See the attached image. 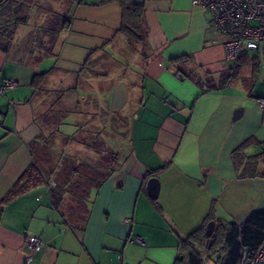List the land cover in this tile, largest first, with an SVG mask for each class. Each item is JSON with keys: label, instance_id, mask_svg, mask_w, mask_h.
<instances>
[{"label": "crops", "instance_id": "0c3cea01", "mask_svg": "<svg viewBox=\"0 0 264 264\" xmlns=\"http://www.w3.org/2000/svg\"><path fill=\"white\" fill-rule=\"evenodd\" d=\"M131 1L144 9L141 44L119 32L118 1L33 0L8 50H0V85L16 82L0 95V200L44 135L68 144L98 123L100 133L108 125L118 135L107 141L116 154L112 170L92 189L84 215L74 214L73 200L57 206L50 184L4 206L0 264H188V237L211 220V235L219 226L226 237L253 215L264 230L260 56L244 52L230 68L212 41L209 11L193 0ZM118 81L127 91L120 130L112 113L120 109L110 108ZM115 140L126 143L120 156ZM153 176L156 199L147 190ZM29 236L39 237V249ZM195 250L204 264L216 260L215 252Z\"/></svg>", "mask_w": 264, "mask_h": 264}, {"label": "trees", "instance_id": "16d2710c", "mask_svg": "<svg viewBox=\"0 0 264 264\" xmlns=\"http://www.w3.org/2000/svg\"><path fill=\"white\" fill-rule=\"evenodd\" d=\"M98 1L100 4L118 1L122 10L119 32L131 44L137 45L144 41L146 24L142 5L131 0ZM32 2L33 0H0V50L4 52L8 50L15 28L18 24L26 22L27 10ZM38 77L40 76L37 74V79ZM65 143H60L62 149L66 145ZM53 144L47 140L45 135L43 139L34 141L31 147V162L0 200V215L4 206L15 197L43 185L50 186L49 182L53 180L54 174L56 176L53 180L54 185L50 186V192L55 204L59 206L64 201L65 193L68 192L77 204V208L73 211L74 214L82 216L87 212L90 193L110 173L112 170L111 162L116 154L105 149L103 154L99 156V164L92 167L85 162H77V159L75 161L73 158L70 159L69 156L64 155L63 151L58 153L60 158L56 161L50 151L56 147ZM53 153L56 154L54 151ZM71 177L73 178L71 179ZM69 185H71L70 189L68 188ZM253 217L254 215L243 224L231 226L226 237L224 236V229L219 226L215 227L214 234L209 237L205 235L204 228L194 231L187 239V243L191 247L188 264H204L201 250H195L197 247L215 253L218 249L217 252L222 253V256L215 260L216 264H239L241 248L255 247L264 239V230H259L261 226L252 221ZM254 225H258V228H253ZM221 249L224 252L220 251ZM210 260L212 259L210 258Z\"/></svg>", "mask_w": 264, "mask_h": 264}, {"label": "built area", "instance_id": "2783aa9c", "mask_svg": "<svg viewBox=\"0 0 264 264\" xmlns=\"http://www.w3.org/2000/svg\"><path fill=\"white\" fill-rule=\"evenodd\" d=\"M193 4L209 11L213 30L212 41L222 45L224 60L230 68L234 69L236 61L244 52L257 53L264 64V0H193ZM15 85L14 80H5L0 85V95L4 94L6 88ZM258 101L264 108V99ZM49 184L54 185V182ZM125 221L128 222L129 218H125ZM134 240L142 242L139 236ZM27 243L33 250L41 246V240L37 236H29ZM221 256L220 252L214 254L215 259ZM111 264L125 262L118 258ZM239 264H264V239L255 247H242Z\"/></svg>", "mask_w": 264, "mask_h": 264}, {"label": "rangeland", "instance_id": "374dc122", "mask_svg": "<svg viewBox=\"0 0 264 264\" xmlns=\"http://www.w3.org/2000/svg\"><path fill=\"white\" fill-rule=\"evenodd\" d=\"M43 28H44V30L46 31L47 34H54L55 31H56L55 30L56 28L51 27L48 24H46V26L44 25ZM45 40L47 42L49 41V39H45ZM49 45H50L49 47L52 46V44H49ZM92 82H93L92 86L95 87V91L96 90L99 91V88H98L99 86L96 83H94L93 80H92ZM95 100L98 101V105L99 106H102V103L105 102V100H100L98 96L96 97ZM92 109H93V107L90 108V110H92ZM122 112H125V107L120 109V111L112 112L113 114H117L118 115V130H120V127L121 126L123 127V125L125 124L124 120H123L124 114L119 115ZM99 126H100L99 123H98V125L95 126V128H97V131L95 129H94V131L89 130V126L83 127L82 129L84 131L76 132L75 135H74V138H73V142L66 144V146L63 147V149L61 148L62 146L58 142V139H52V140H55L54 144H55L56 147H55V149H51L50 150L52 152L51 154L56 159V161L60 158L58 156V153L63 151L65 154L63 152H62V154L69 156L70 159L73 158L74 161H75V159H77L76 160L77 162L82 161V162L87 163L88 165H91L92 167L98 165L99 164L98 162L100 160L99 156L101 154H103L105 149H108L109 152H113V150L109 146V143L107 144V141H110L111 138L118 137V135L115 134V130H114L115 126H114V128L112 127V129L109 128L108 125L105 126L104 133H100L98 131ZM69 128H70L69 132L71 131V129L72 130L75 129L74 127H69ZM71 134H69V135H71ZM124 136H125V134H124ZM114 144L118 148L121 147V149L117 152V154L120 156L121 153L125 149L126 143L123 142V140H122V143H118V145H117V141L115 140ZM97 150H99V151H97ZM53 151L56 154H54ZM36 158H37V156H36ZM75 164H76V162H75ZM55 176H56V174L53 175V180H54ZM72 178L73 177H71V179ZM68 188L70 189L71 185H69ZM69 196L70 195L68 193L65 194L64 195V201L66 203H69L71 201V204H72V198H70Z\"/></svg>", "mask_w": 264, "mask_h": 264}, {"label": "water", "instance_id": "95a60500", "mask_svg": "<svg viewBox=\"0 0 264 264\" xmlns=\"http://www.w3.org/2000/svg\"><path fill=\"white\" fill-rule=\"evenodd\" d=\"M126 98H127V91H126L125 85L121 83L120 81L116 82L113 87V94H112V100H111V105H110L111 110L113 111L119 110L124 104ZM239 111L240 110L235 111L234 118L237 117ZM147 190H148L150 197H152L153 199H156L158 197L159 180L157 177L153 176L148 179ZM213 227H214V222L211 220L206 225L205 234L207 236L211 235ZM205 264H216V263L213 260H209Z\"/></svg>", "mask_w": 264, "mask_h": 264}]
</instances>
